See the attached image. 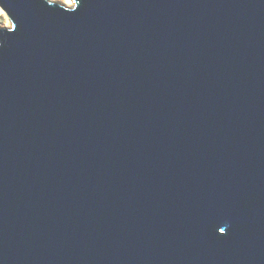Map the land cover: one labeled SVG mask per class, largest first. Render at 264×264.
Here are the masks:
<instances>
[{
	"label": "water",
	"instance_id": "water-1",
	"mask_svg": "<svg viewBox=\"0 0 264 264\" xmlns=\"http://www.w3.org/2000/svg\"><path fill=\"white\" fill-rule=\"evenodd\" d=\"M0 0V264H264V0Z\"/></svg>",
	"mask_w": 264,
	"mask_h": 264
},
{
	"label": "rangeland",
	"instance_id": "rangeland-1",
	"mask_svg": "<svg viewBox=\"0 0 264 264\" xmlns=\"http://www.w3.org/2000/svg\"><path fill=\"white\" fill-rule=\"evenodd\" d=\"M49 1L62 3L68 7H70L72 5V2L70 0H66V1H64V0H49ZM0 13L3 14V15H0V27L9 28L11 25L10 19L8 18L6 13L4 11H2L1 9H0Z\"/></svg>",
	"mask_w": 264,
	"mask_h": 264
},
{
	"label": "snow or ice",
	"instance_id": "snow-or-ice-1",
	"mask_svg": "<svg viewBox=\"0 0 264 264\" xmlns=\"http://www.w3.org/2000/svg\"><path fill=\"white\" fill-rule=\"evenodd\" d=\"M0 15H3L2 13H0Z\"/></svg>",
	"mask_w": 264,
	"mask_h": 264
},
{
	"label": "bare ground",
	"instance_id": "bare-ground-1",
	"mask_svg": "<svg viewBox=\"0 0 264 264\" xmlns=\"http://www.w3.org/2000/svg\"><path fill=\"white\" fill-rule=\"evenodd\" d=\"M64 1H66V0H64Z\"/></svg>",
	"mask_w": 264,
	"mask_h": 264
}]
</instances>
